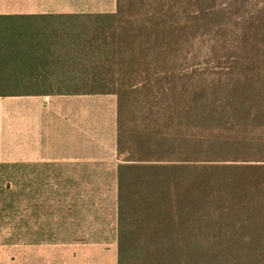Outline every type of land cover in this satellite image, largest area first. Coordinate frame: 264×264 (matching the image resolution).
Here are the masks:
<instances>
[{"label": "trees", "instance_id": "16d2710c", "mask_svg": "<svg viewBox=\"0 0 264 264\" xmlns=\"http://www.w3.org/2000/svg\"><path fill=\"white\" fill-rule=\"evenodd\" d=\"M0 19L67 31L0 40V96L118 99V264H264V0H118L115 14ZM202 60L227 63L190 65ZM15 225L7 231L81 243L109 226L80 216Z\"/></svg>", "mask_w": 264, "mask_h": 264}, {"label": "crops", "instance_id": "0c3cea01", "mask_svg": "<svg viewBox=\"0 0 264 264\" xmlns=\"http://www.w3.org/2000/svg\"><path fill=\"white\" fill-rule=\"evenodd\" d=\"M117 10L118 0H0V17ZM98 127L109 130L98 132ZM120 158L116 96H0V174L79 175L98 163L117 165ZM107 250V243L49 241L37 232L0 231V264H118V255L115 262L112 256L106 261Z\"/></svg>", "mask_w": 264, "mask_h": 264}, {"label": "rangeland", "instance_id": "374dc122", "mask_svg": "<svg viewBox=\"0 0 264 264\" xmlns=\"http://www.w3.org/2000/svg\"><path fill=\"white\" fill-rule=\"evenodd\" d=\"M58 23L60 22L53 20L0 19V40H10L24 44L56 42L64 39V35L67 32L66 28L58 25ZM226 63L227 62L202 60L190 63V65L192 64L201 70H207L208 73H212L220 69L221 66H225ZM92 96L101 98V96L110 95ZM101 106L102 105L98 103V107L100 108ZM100 117H103V115L99 112L98 119H100ZM102 129L107 132L109 130L108 127H98V132ZM98 138H100L99 133ZM120 159V161H123L122 158ZM115 165L116 164L112 162L98 163L95 167L84 169L89 171V173L83 175H1L0 187L5 190H8L7 188L10 187L14 193L10 201L12 203L11 209L0 213V231L18 229L15 224L21 223L23 220H40L41 222H45L52 218L53 220L58 217L76 219V217L80 216L89 223L94 218H97L101 222L104 221L109 224V226L103 229L105 231L101 233L98 232L97 235L99 236L95 238L92 236L90 239L96 240V243H107L111 251L107 250L105 252L106 261H110V256H112V260L115 262L117 255V245L113 232L115 224V198L117 194ZM61 194L62 197L64 195H67V197L62 199V205L59 206L58 204L57 206L56 203L59 201V196ZM93 198L103 199L105 206L100 210L99 207L98 209H89L88 207L91 205ZM26 206H29L28 209L26 208L27 211L25 209ZM70 206L76 207L73 213L68 211V207ZM18 207H20V209H17ZM77 211H80L79 214H77ZM90 228L94 227L92 225L87 227V229ZM22 229H24V227H22Z\"/></svg>", "mask_w": 264, "mask_h": 264}]
</instances>
